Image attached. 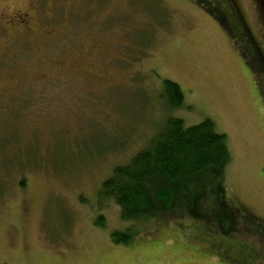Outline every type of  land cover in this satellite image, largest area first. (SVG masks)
I'll use <instances>...</instances> for the list:
<instances>
[{"label": "rangeland", "instance_id": "rangeland-1", "mask_svg": "<svg viewBox=\"0 0 264 264\" xmlns=\"http://www.w3.org/2000/svg\"><path fill=\"white\" fill-rule=\"evenodd\" d=\"M196 1L233 23L227 0H0V17L29 5L38 34L50 35L24 38L0 20V264H237L238 252V264H264V225L240 214L231 237L243 251L226 238L231 227L179 210L128 224L98 196L162 125L168 79L183 93L170 115L186 127L210 119L225 135L226 201L264 221V83ZM236 3L259 31L252 0ZM129 228V243L111 241Z\"/></svg>", "mask_w": 264, "mask_h": 264}, {"label": "trees", "instance_id": "trees-1", "mask_svg": "<svg viewBox=\"0 0 264 264\" xmlns=\"http://www.w3.org/2000/svg\"><path fill=\"white\" fill-rule=\"evenodd\" d=\"M227 1L234 16L233 23L227 21L220 9L207 2L196 1V5L216 20L238 48L250 75L263 84L264 0H252L261 27L257 32L251 31L247 21L241 17L242 11L236 0ZM157 96L167 111L162 125L143 149L112 168L111 174L100 185L99 198L114 201L119 208L120 219L128 224L159 219L179 210L180 217H189L209 227L216 225L217 231L227 233L231 227L226 238L241 231V222L263 226L264 221L231 205L224 198V167L229 161L225 135L214 130L210 119L186 127L181 119L170 115L183 103L182 90L175 82L162 80ZM205 180L211 182L210 186L203 184ZM209 198L213 200L210 212L203 206ZM239 214L243 216L240 217L241 222L237 219ZM263 228H258L262 236ZM131 229L113 232L111 241L126 245L134 236ZM230 239L236 250L247 247L245 242L241 243L242 239ZM234 239L239 243L234 244ZM243 253L238 252L237 264L244 260ZM251 260L263 264L254 255Z\"/></svg>", "mask_w": 264, "mask_h": 264}, {"label": "flooded vegetation", "instance_id": "flooded-vegetation-1", "mask_svg": "<svg viewBox=\"0 0 264 264\" xmlns=\"http://www.w3.org/2000/svg\"><path fill=\"white\" fill-rule=\"evenodd\" d=\"M17 10V11H16ZM240 12V11H239ZM31 13H35V8L31 6H27L26 10L20 11L18 9H14L9 13H4L1 15L0 20L5 25H12V29L16 30L17 33L22 37H39V36H50L49 34L46 35V33L38 34V31H36L34 27L33 20H36V15H32ZM242 17V14H241ZM70 58H73V56H69ZM57 72L61 73L65 70V65H57ZM43 71L49 72L50 68L44 67L42 68ZM33 83L31 86H35L34 81L31 80ZM1 88V87H0Z\"/></svg>", "mask_w": 264, "mask_h": 264}]
</instances>
